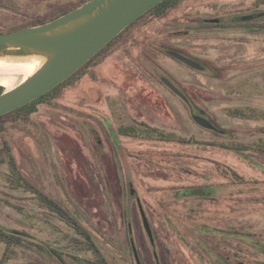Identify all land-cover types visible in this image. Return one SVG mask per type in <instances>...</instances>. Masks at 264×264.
I'll use <instances>...</instances> for the list:
<instances>
[{
    "label": "rangeland",
    "instance_id": "obj_1",
    "mask_svg": "<svg viewBox=\"0 0 264 264\" xmlns=\"http://www.w3.org/2000/svg\"><path fill=\"white\" fill-rule=\"evenodd\" d=\"M81 2L0 0V30L32 18L60 15ZM241 15L256 16L254 23L260 27L199 30L186 26L207 19L231 23ZM114 46L117 49L107 60L93 63L77 82L64 87L59 102L69 110L41 106L26 122L21 119L23 112L0 116V225L24 236L28 245L13 246L7 255L6 244H0V264H90L96 260L94 251L77 242L81 236L74 228L40 205L38 191L69 207L110 264H127L124 259L132 262L126 256L130 251L126 161L122 156L115 159L112 153L105 123L108 109L115 130L135 129L136 136L122 138L129 153L125 159L134 166L139 192L146 198L152 225L163 241L159 247L163 264H168L169 258L176 264H201L177 232L204 231L200 227L203 222L256 233L235 239L216 233L211 238L215 249L224 258H235L236 264H264V235L259 234L264 233V0H185L166 21L143 17ZM171 53L198 58L204 70L176 60ZM160 68L183 87L196 91L199 103L226 136L205 132L184 111L177 113L151 91L152 86H162L151 80ZM3 76L10 81L3 85L8 90L26 75L0 68ZM113 88L118 90L108 93L117 96L105 91ZM122 89L126 96H120ZM161 135L173 140L162 141ZM191 136L204 141L213 136L226 147L241 146L245 154L240 157L229 148L214 150L207 144L178 142ZM11 154L17 162L16 171L9 162ZM207 158L219 159L228 172H220ZM232 169L238 176H233ZM208 181L243 183L245 193L232 198L242 206L235 207L227 198L206 205L200 198L175 200L166 208L153 201V195L173 198L167 188ZM228 189L235 192L241 186ZM237 211L242 219L234 218ZM132 214L136 238L148 249L136 204Z\"/></svg>",
    "mask_w": 264,
    "mask_h": 264
},
{
    "label": "water",
    "instance_id": "obj_2",
    "mask_svg": "<svg viewBox=\"0 0 264 264\" xmlns=\"http://www.w3.org/2000/svg\"><path fill=\"white\" fill-rule=\"evenodd\" d=\"M161 1L88 0L45 23L1 33L0 68L14 64H35V68L16 86L0 94V116L29 104L60 85L125 27ZM171 55L196 69L203 68L186 55ZM166 83L181 93L171 81L166 80ZM195 119L204 127H214L205 118ZM141 210L146 229L152 235L146 212L144 208ZM130 215L131 209L129 219Z\"/></svg>",
    "mask_w": 264,
    "mask_h": 264
},
{
    "label": "flooded vegetation",
    "instance_id": "obj_3",
    "mask_svg": "<svg viewBox=\"0 0 264 264\" xmlns=\"http://www.w3.org/2000/svg\"><path fill=\"white\" fill-rule=\"evenodd\" d=\"M250 16V15H241L240 17L237 18L236 21H256L255 17H251L249 19H246L245 17ZM245 18V19H243ZM247 28V27H246ZM173 58H175L173 55H171ZM192 59H194L195 61L199 62V59L196 57H190ZM176 60H179L177 58H175ZM180 61V60H179ZM183 62V61H181ZM184 63V62H183ZM202 66L203 64L200 63ZM193 68V67H192ZM196 69V68H195ZM161 72L158 73L156 76H154V78H152L151 80L153 81L152 83L155 84L157 82H159L160 85L162 86H152L151 91H155L160 97H162L169 106H171L173 108V110L177 111H184L187 115L188 118H190V120L197 125L198 127H200L202 130H204L205 132L208 133H212L214 135H216L217 137L220 136H226V131L223 130L220 125L217 123V121L211 116L210 112L207 110V108L202 105L201 103H199L198 101V95L196 93L195 90H191L188 89L186 87H183L181 84H179V82H177L172 75L168 74L164 69L160 68ZM199 71H203L204 70V66L202 69H197ZM166 80L171 81L178 89L181 93L176 92L175 90H173L167 83ZM118 88H115L113 90L117 91ZM120 96H126L125 95V91L122 89L120 90ZM118 93V94H119ZM117 96L116 93H111L110 96ZM119 96V95H118ZM107 116L105 118V123L108 127L107 129V133L110 136L112 142H113V146H111L112 149V153H114V158L120 160L121 156L124 158L125 165H124V169H125V180H124V188H125V193L127 196V211H126V223H127V231H128V241L130 244V251L129 253L126 255L129 257V259H132V262L128 263V260L124 259L126 261L127 264H163L162 258H161V253H160V245L163 244V241L160 240L158 233L155 231L153 225H152V221L150 218V215L148 214L147 211V204H146V198L144 196H142L139 192V188H138V179L136 177V171L134 169L133 164L130 163V161H127L125 159V156L128 155L129 153H126L125 151V145L123 143V137L126 138H131L136 136L135 134V129L133 127H120L119 131L115 130L114 127L112 126V121L110 119V117H113V113L111 112L110 109H108L107 111ZM178 113V112H177ZM136 116V115H135ZM195 117H201V118H205L207 121H209L214 127L213 128H207L202 126L201 124H199ZM97 120V119H96ZM142 124H147L145 122H141ZM148 125V124H147ZM94 127H92L94 129V131H96L97 127L95 125H93ZM96 127V128H95ZM153 128V127H151ZM96 133H98V131H96ZM159 139L162 141H172L173 139H170V137H167L166 135H161L159 136ZM177 141V140H176ZM178 142L180 143H190V144H207L208 147L212 148V149H221L223 151L227 150V148L234 150V153L238 155L240 154L241 156H244V152L240 151L243 148L241 146H235V147H226L225 144H221L219 143V141H217L213 136L212 139L209 141H204L203 139H197L194 136L188 137V139H182L179 140ZM176 143V142H175ZM240 151V152H239ZM152 155V156H151ZM153 153H148V156L153 157ZM129 156V155H128ZM132 156H137L138 158H141V155H134L132 153ZM208 160L212 161L214 164H216L217 168L219 169L220 172L223 173H227L228 169L222 167V163L220 162L219 159H211V158H207ZM123 165V163H122ZM233 174V176H238V172L235 169L230 170ZM242 184L240 182H235L232 185H225V183L223 182H209L204 184V185H195V184H191V185H183L181 187H170L167 188L166 191L168 192H172L173 198L167 199L164 195H153V197L155 199H153V201L157 202L158 206H163V207H169L171 205V201H175V200H190L193 201L195 198H200L202 199V201L204 203L202 204H207V203H215L217 201H226L224 198L227 199H232L234 196H238L240 194H244L245 191L242 188ZM234 185H240L241 189H237L235 192H233V189H228L229 187H233ZM224 189H226V191H224ZM149 190H151L149 193H153L152 192V188H149ZM155 192H158V190H156ZM223 199V200H222ZM233 200V199H232ZM235 207H240L242 206V202L233 200ZM134 204L137 205L141 217H142V222H143V226L146 230L145 235H146V241L148 243V249H143L140 246V242L138 241V239L136 238L135 235V231H134V220H133V214H132V208L134 207ZM155 204V206H157ZM141 208H144L146 215L148 217L150 226H151V230H152V235L149 234V232L146 229L145 223H144V219H143V215H142V210ZM129 209H131V215H130V219H129ZM240 211V210H239ZM238 213V214H237ZM246 216V215H244ZM234 218H239L242 219L243 216L241 215V212H236L235 213V217ZM171 220V218H170ZM204 227V231H198V232H194V233H189V234H184L181 233L178 235L180 236V238L183 240V236L185 237V245L187 246L188 250L197 257L198 260H200L201 264H236L237 261L236 259H232V258H224L223 254L218 250L215 249L212 241L213 238H211L212 236L216 235V233L218 234H222L224 237H233L234 239L236 238V236L238 237H242L244 235V237H248L250 238L251 236H253L254 232H244L241 230V227H219L217 225H211L209 223H204L202 225H200V227ZM184 234V235H183ZM264 235V233H259ZM190 236V237H189ZM191 239H189V238ZM139 242V243H138ZM215 243H219L218 241ZM163 246V245H162ZM51 251V250H50ZM56 252V251H53ZM51 255H57L60 256L59 253H53ZM138 256V257H137ZM127 257V258H128ZM61 259V257H60ZM62 260V259H61ZM63 261V260H62ZM64 264H68L66 262L63 261ZM168 264H176L175 261H173L172 259L169 258L168 260Z\"/></svg>",
    "mask_w": 264,
    "mask_h": 264
},
{
    "label": "trees",
    "instance_id": "obj_4",
    "mask_svg": "<svg viewBox=\"0 0 264 264\" xmlns=\"http://www.w3.org/2000/svg\"><path fill=\"white\" fill-rule=\"evenodd\" d=\"M88 0H82V2L75 7L71 8L68 11H65L62 14H65L71 10H74L84 2ZM185 0H162L160 3L154 5L152 8L148 9L146 12H144L138 19L130 23L127 27H125L120 33H118L112 40H110L98 53H96L87 63H85L80 69H78L74 74H72L69 78L64 80L60 85L56 86L49 92L41 95L36 100L30 102L29 104L20 107L18 109L13 110L12 112H23L24 116L21 117L22 120L28 121L31 120V116L39 110V107L41 106H48L53 107L58 110L60 109H68L67 107L63 106L59 100L62 97V90L64 87L68 84H73L77 82V80L80 78V75L85 73L86 68H88L93 63H103V61L107 60L111 54H113L117 46H114L115 43L123 38L124 33L134 24H136L140 19L143 17H148L151 21L152 20H167L170 19L172 16V12L175 11L177 8L183 5ZM60 15H56L50 18H32L30 21H26L20 26H16L14 28H11L9 30H0L1 33H8L11 31H15L27 26H33L45 23L49 20H52ZM188 22L187 27L188 28H196L199 30H202L203 28H213V27H225V28H233V27H247V28H256L260 27V25H257L254 23V21H236L231 23H223L220 22L219 19L212 20H199L195 24ZM170 23H166V25H169ZM193 24V25H192ZM171 56V55H170ZM5 91V88L3 85H0V94ZM69 110V109H68ZM7 148L9 147L6 142ZM10 158V164L12 166L13 171H16L18 169L17 162L13 154H11ZM38 199L41 206H44L48 208L50 211L53 212L54 215H56L62 222H64L66 225L74 228V230L77 232V235L81 236L80 238L77 237V242H80L82 248L92 250L96 254V260L95 261H89L90 264H110L106 258L103 256L102 251L99 249L97 244L93 241L91 238V235L89 231L77 220L75 216L72 215V213L69 210V207L65 206L58 200L50 197L48 194L44 192L38 191ZM26 238L20 234H17L15 232L7 231L3 226L0 225V244L5 243L6 244V254L9 255L11 252V248L13 246H28L25 242ZM40 248H46L45 245L38 244Z\"/></svg>",
    "mask_w": 264,
    "mask_h": 264
},
{
    "label": "bare ground",
    "instance_id": "obj_5",
    "mask_svg": "<svg viewBox=\"0 0 264 264\" xmlns=\"http://www.w3.org/2000/svg\"><path fill=\"white\" fill-rule=\"evenodd\" d=\"M35 68V64L31 65H24V64H14L7 67H4L5 70L9 72H16V73H23L25 75H28L31 71H33ZM9 80L6 76L0 77V84L1 85H8Z\"/></svg>",
    "mask_w": 264,
    "mask_h": 264
},
{
    "label": "crops",
    "instance_id": "obj_6",
    "mask_svg": "<svg viewBox=\"0 0 264 264\" xmlns=\"http://www.w3.org/2000/svg\"><path fill=\"white\" fill-rule=\"evenodd\" d=\"M107 66H110V65H107ZM105 70L107 71V70H110V69H109V67H106ZM110 74L112 75V73H110ZM111 75H109V76H111ZM112 79H114V77H112ZM112 79H111V80H112ZM99 89L101 90V88H99ZM114 89H115V88L110 89V90H106V89H105V91L108 93V91H113ZM102 91H103V90H102ZM100 92H101V91H100ZM109 94H111V93H108V95H109Z\"/></svg>",
    "mask_w": 264,
    "mask_h": 264
}]
</instances>
